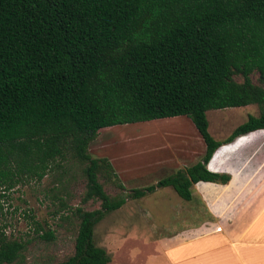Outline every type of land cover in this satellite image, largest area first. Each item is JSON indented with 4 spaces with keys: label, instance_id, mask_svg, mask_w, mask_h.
<instances>
[{
    "label": "trees",
    "instance_id": "obj_1",
    "mask_svg": "<svg viewBox=\"0 0 264 264\" xmlns=\"http://www.w3.org/2000/svg\"><path fill=\"white\" fill-rule=\"evenodd\" d=\"M248 105L256 116L221 140L209 135L207 111ZM173 117L187 118L202 140L198 161L126 197L106 195L98 175L117 178L107 159L88 153L98 131ZM258 130L264 0H0V199L70 159L82 166V202H98L75 210L73 251L54 264L109 263L93 242L105 215L156 189L191 202L197 182L225 185L229 176L208 171V161L220 146ZM33 232L52 239L35 222ZM23 249L0 228V264L15 263Z\"/></svg>",
    "mask_w": 264,
    "mask_h": 264
},
{
    "label": "rangeland",
    "instance_id": "obj_2",
    "mask_svg": "<svg viewBox=\"0 0 264 264\" xmlns=\"http://www.w3.org/2000/svg\"><path fill=\"white\" fill-rule=\"evenodd\" d=\"M251 80L257 84L256 75H252ZM257 114L255 105L207 111V131L214 140H221L248 115ZM189 128L194 127L187 118L173 117L98 131L99 136L88 146V153L93 158L107 159L117 178L98 175L104 193L109 197H126L131 189L153 185L166 177L168 173L160 165L169 158L175 159L186 146L190 147L184 139ZM244 141L246 138H239L233 145L221 148L209 167L215 166L222 152ZM193 148L192 152H196L195 144ZM245 148L247 153L255 149V153L250 154L249 165H255L257 160L264 161V132L253 137ZM117 182L122 189L116 186ZM84 191L82 166L69 159L39 182L28 181L1 193L0 228H4L9 238L20 239L24 244L19 259L13 264H54L72 253L78 223L75 210L98 208L96 201L82 202ZM208 216L198 200L184 202L171 188L156 189L141 199L126 198L119 209L105 215L93 228V242L106 251L111 264L112 261L141 263L144 251L155 247L152 242L156 239L185 227H196L208 220ZM33 222L41 227V232L50 230L52 239L40 240L33 232ZM121 248L128 252L135 250L137 256L121 254Z\"/></svg>",
    "mask_w": 264,
    "mask_h": 264
},
{
    "label": "crops",
    "instance_id": "obj_3",
    "mask_svg": "<svg viewBox=\"0 0 264 264\" xmlns=\"http://www.w3.org/2000/svg\"><path fill=\"white\" fill-rule=\"evenodd\" d=\"M258 131L235 138L217 148L211 156L206 169L227 174L229 181L225 185L208 182L192 185V200L199 201L209 219L196 227H185L156 239L152 242L156 246L144 251L142 262L136 264H264V161L257 160L255 165H249L250 154L253 155L255 149L249 151L247 148L249 152H244L250 140L263 133ZM243 137L246 141L222 152L215 166L209 167L217 151ZM184 139L190 147L186 146L175 159L169 158L160 165L167 175L195 163L203 153L202 140L194 128H189ZM193 144L196 152H192ZM259 151L257 149L256 153ZM123 248L119 250L121 254L137 256L135 250L128 252ZM137 251L141 250L137 248ZM112 264L121 262L112 261Z\"/></svg>",
    "mask_w": 264,
    "mask_h": 264
},
{
    "label": "built area",
    "instance_id": "obj_4",
    "mask_svg": "<svg viewBox=\"0 0 264 264\" xmlns=\"http://www.w3.org/2000/svg\"><path fill=\"white\" fill-rule=\"evenodd\" d=\"M5 232V231H4Z\"/></svg>",
    "mask_w": 264,
    "mask_h": 264
}]
</instances>
